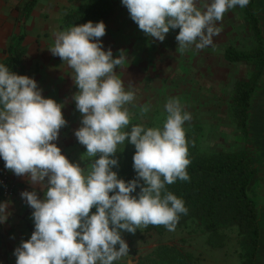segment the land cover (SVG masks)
<instances>
[{"label": "clouds", "instance_id": "9594fccd", "mask_svg": "<svg viewBox=\"0 0 264 264\" xmlns=\"http://www.w3.org/2000/svg\"><path fill=\"white\" fill-rule=\"evenodd\" d=\"M121 3L147 37L162 42L170 29L178 28L175 39L184 53L190 47L199 51L212 46L224 14L244 8L249 0ZM105 34L103 21H87L54 31V44L48 48L73 72L77 91L72 99L81 113L74 135L85 146L83 154L92 158L87 174L54 143L67 123L63 103L44 97L33 78L0 64V158L6 169L43 191V198L35 190L20 194L33 210L34 230L14 249L15 264H113L129 253L121 231L134 234L148 225L174 231L180 214H187L183 200L165 186L190 179L183 125L191 114L179 99L170 98L162 127L131 124L125 105L135 95L116 74L127 61L125 50L115 57L111 48L104 50ZM140 111L147 113L149 106ZM126 140L135 147L136 176L128 181L112 170L118 166V146L124 147ZM9 214L7 202L0 203V223Z\"/></svg>", "mask_w": 264, "mask_h": 264}, {"label": "rangeland", "instance_id": "374dc122", "mask_svg": "<svg viewBox=\"0 0 264 264\" xmlns=\"http://www.w3.org/2000/svg\"><path fill=\"white\" fill-rule=\"evenodd\" d=\"M24 1L0 0V15L6 16L4 19L0 18L1 28L7 29L12 26L7 15H12L11 19L15 17L18 24H13V27L21 24L17 17L21 13L20 9ZM81 1L35 0L32 10L38 8L39 15L47 14L46 8L49 9L48 11H53L52 25L58 31H62L74 26L64 21V15L76 10ZM109 1L112 11L105 21L112 13L116 14V18L121 13L126 15L124 19L119 17L116 22L106 26L105 35L108 37L107 46L112 49L117 48L111 49L114 57L119 55L118 50H125L127 61L123 67L117 68L116 74L123 80L125 90H131L135 95L134 101L125 105L131 117V124H140L145 128L162 127L166 118L164 111L166 101L177 98L183 110L191 114V120L183 125L188 156L208 155L220 151L235 152L245 148V143L247 144L246 149L251 154L256 167V178L248 195L257 204L261 225L259 247L254 264H264V73L255 80L257 87L252 94L248 131L244 138L233 117L231 101L235 82L251 80L255 74L256 63L229 62L224 59V49L227 47H232L236 51L249 52L257 46L246 6L244 8L236 6L224 14L223 20L217 24L222 31L219 36L214 37L212 46L199 51L190 47L186 52L180 53L175 39L178 28L170 29L162 42L154 40L138 28L125 6L118 0ZM197 2L199 3V0ZM254 4L260 11L257 13L260 21L258 41L264 42V0H254ZM32 10L26 15L28 16ZM27 19L29 18L26 17L23 21V31L24 29L26 31ZM34 25L33 34L36 36L40 33L39 40L34 39V35L29 31L26 34L32 35V46H52L54 37L45 39L48 25L51 23L48 25L35 23ZM38 27H44L47 30H39ZM1 28L0 35L3 33ZM13 31L17 29L14 27ZM10 36L11 32L0 37V47L8 45ZM103 48L105 50V47ZM27 66L32 68L31 58ZM72 90H77L76 86L72 87ZM145 105L149 106V111L142 114L140 109ZM85 150V148L81 151L75 150L69 157V161L79 163L87 174L92 158H87L83 154ZM134 152V145L127 140L124 147L118 146L115 154L118 166H113L112 169L117 172L118 178L135 172L132 159ZM98 155L93 159L98 158ZM39 192L40 198H43V191ZM27 209L24 212L26 214L24 234L29 239L34 230V222L31 216L33 210L29 208L27 212ZM220 235L222 236L219 237L221 245H212L208 240V233L199 228H175L174 231L165 230L160 234L145 231L143 227L137 229L134 234L121 231L122 238L129 246V253L113 263L135 264L153 247L169 245L188 254L189 264H240L241 260L238 256L240 248L236 242L234 228H226Z\"/></svg>", "mask_w": 264, "mask_h": 264}, {"label": "trees", "instance_id": "16d2710c", "mask_svg": "<svg viewBox=\"0 0 264 264\" xmlns=\"http://www.w3.org/2000/svg\"><path fill=\"white\" fill-rule=\"evenodd\" d=\"M35 0H25L22 4L21 17H25ZM251 21L257 46L249 52L236 51L232 47L224 49V59L231 61L255 62V74L251 80H237L231 101L233 117L244 138L248 131L249 108L252 94L257 87L255 80L264 73V42L258 41L259 16L254 0H249L245 7ZM112 11L109 0H82L76 10L66 13L64 21L74 25L87 21L93 23L105 21ZM22 27L10 36L4 51L6 56L2 62L12 72L23 75L22 62L25 45L22 44L24 34ZM245 148L235 152H215L208 155L196 154L188 156V181H177L166 185L178 198L182 199L187 214H180L175 228H199L208 233L212 245H221L220 234L226 228H234L236 242L239 245L240 264H254L259 247L260 228L259 213L256 202L248 195L255 175V165L251 154ZM2 159V158H1ZM132 173L120 178L128 181L135 178ZM139 192V188H137ZM111 194V193H110ZM136 195V193H132ZM95 212V208L91 209ZM145 231L160 234L164 226L148 225ZM123 264V263H113ZM135 264H189V256L169 245H158L141 257Z\"/></svg>", "mask_w": 264, "mask_h": 264}, {"label": "crops", "instance_id": "0c3cea01", "mask_svg": "<svg viewBox=\"0 0 264 264\" xmlns=\"http://www.w3.org/2000/svg\"><path fill=\"white\" fill-rule=\"evenodd\" d=\"M118 1L119 3H121V0ZM50 3L53 4L54 1H50ZM55 5H57V3ZM46 9L47 11L45 12L47 14L39 15L38 8L35 10L31 9V13L28 16L26 15L25 17H21V15L19 14L17 18H19L18 22L20 20L19 23L21 24L14 27L15 29L23 27L24 19L26 17L29 18L27 19L25 25L26 31L24 29V37L21 41L23 45H26V48H24L22 62L23 75H27L37 82L38 87L42 89V95L44 97H50L56 100L58 103H63L61 111L67 123L60 129L58 139L54 141V143L61 149L62 154H64L69 160V157L73 155L72 153L75 150L81 151L85 148V146L81 145L77 141V138L74 135V130L80 127L81 113L76 109L75 102L72 99L73 94L77 91L72 90V87L75 86L71 77V75H73V72L65 62L61 61L58 56H53L50 53V51L48 50V48L51 47L50 45H41L39 47L37 45L36 47H33L31 41L32 35H26L28 34V31L30 34H33L32 30L35 27V23H46L47 25L51 23V25H48V30L44 27H38V29L48 31V33L46 31L45 39L54 37V31H58V29L52 25V18L54 16V13L53 11H48V8ZM118 15V18L120 17L121 19H124L126 17V15L123 13ZM11 16L12 15H7L8 20L12 24L10 28L8 27L6 29L1 28L0 26L4 34H10V32L12 34L13 32H16L13 31V24L17 23V21L14 19L15 17L11 19ZM5 17V15H0V18L4 19ZM116 17V14L112 13L107 21L104 22L105 26L112 24V22H116L118 20V18ZM48 20H50L51 22ZM30 30L32 32H30ZM3 33L0 35V37L4 35ZM38 34L40 33H37L36 36L35 34H33V38L39 40ZM107 38L108 37L106 35L101 38V42L103 47H105V50L110 48L109 46H107ZM4 49L5 45L0 47V64H2L6 56ZM30 58L32 62V68L27 66ZM7 171L8 175L11 177L15 185L14 192L10 198L0 199V203L7 202L8 211L10 213L7 217V220L3 223H0V264H15L16 257L14 255V249L19 245L21 240L28 239L24 234V231L26 229V214L24 212L27 208V212H29L30 207L27 205L26 201L22 199L20 194L22 191L33 190H35L38 194L40 193L39 191H41V188L39 185L33 186L26 177L16 176L11 170L8 169ZM40 196L41 194H38V198H40Z\"/></svg>", "mask_w": 264, "mask_h": 264}, {"label": "built area", "instance_id": "2783aa9c", "mask_svg": "<svg viewBox=\"0 0 264 264\" xmlns=\"http://www.w3.org/2000/svg\"><path fill=\"white\" fill-rule=\"evenodd\" d=\"M14 182L4 167V161L0 158V199H8L12 196Z\"/></svg>", "mask_w": 264, "mask_h": 264}]
</instances>
